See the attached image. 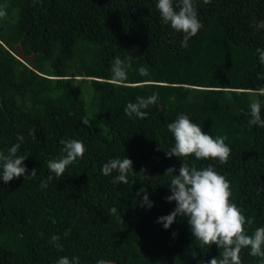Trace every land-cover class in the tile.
Listing matches in <instances>:
<instances>
[{
  "label": "trees",
  "instance_id": "trees-1",
  "mask_svg": "<svg viewBox=\"0 0 264 264\" xmlns=\"http://www.w3.org/2000/svg\"><path fill=\"white\" fill-rule=\"evenodd\" d=\"M156 3L0 0L7 12L0 18V151L20 134L18 154L29 155L28 175L36 169L35 177L0 180V264H57L64 256L80 264H209L220 249L201 247L187 218L169 229L157 222L177 206L165 199L171 177L164 174L175 167L178 175L185 159L230 182L231 201L253 219L246 234L264 227V127L249 123L253 102L264 118V96L256 94L264 88L257 53L264 0H193L203 28L186 47ZM116 57L127 71L123 83L112 79ZM140 67L149 75L140 76ZM65 93L67 104L59 101ZM153 94L159 99L144 109L147 118L125 114L128 103ZM181 114L213 138L227 137V163L167 156L175 144L167 125ZM61 139L82 141L86 151L56 178L47 162L63 154ZM126 156L134 172L127 184H114L117 173L103 175L102 165ZM145 187L151 209L136 196ZM249 253L242 249L241 264H260Z\"/></svg>",
  "mask_w": 264,
  "mask_h": 264
},
{
  "label": "clouds",
  "instance_id": "clouds-1",
  "mask_svg": "<svg viewBox=\"0 0 264 264\" xmlns=\"http://www.w3.org/2000/svg\"><path fill=\"white\" fill-rule=\"evenodd\" d=\"M211 0H204L205 4ZM156 8L160 18L165 24H170L171 28L177 32L184 33L181 46L186 47L190 38L195 36L202 28L203 24L198 19L197 9L193 0H178L174 5V0H157ZM7 16L6 11H0V18ZM264 28V21L259 26ZM259 60L264 65V49H257ZM140 76H148L147 68L138 69ZM112 79L117 83L127 80V71L123 61L116 57L112 65ZM264 79V77H261ZM256 94L264 96V88L256 90ZM158 94H153L147 98L138 97L136 103H128L125 107V114L129 117L145 119L148 113L144 111L150 105L158 102ZM250 125L264 127V118L261 116V105L253 102L250 105ZM85 126H90L87 116L82 118ZM168 130L173 134L175 144L166 152L169 158L175 156L179 160L181 157L187 158L195 156L196 159L219 160L221 164L228 162L231 155V148L225 143L226 136L213 138L202 128L193 123L187 115L181 114L176 120L167 125ZM36 130H30V135L35 138ZM24 136L17 134L18 143L10 147L7 153L0 151V180L8 183L14 179L24 176L25 179L35 177L36 169L31 170L28 175V168L25 160L28 154L19 155ZM64 146L62 155L47 162L48 169L56 178L63 177L66 169L78 158H83L86 148L82 141L76 139H61ZM176 175V168L170 167L164 175L170 176L168 183L171 195L165 199L168 202H176L175 209L166 216L158 218V223L163 224L165 229L171 228L177 217L187 218L190 230L201 247L217 245L220 249L219 258H212L209 264H241V251L250 248V255L260 257V264H264V227H258L251 235L246 234L245 225L253 223L252 218H246L241 209L231 201L232 192L230 182L219 174L211 165L198 169L194 165H189L185 160ZM143 171V170H141ZM101 172L105 176L113 172L117 175L113 179L114 184H127L129 173L133 171V161L127 156L123 159L113 158L102 165ZM53 179L49 175L46 180H42L41 187L47 188ZM143 194L142 206L151 209L154 202L149 199L147 189L141 188L136 196ZM115 211V210H113ZM176 235L175 233L173 234ZM51 242L62 250L58 236H52ZM197 255L193 253V257ZM57 264H80L78 257H60ZM97 264H106L104 260L97 261ZM110 264V262H108Z\"/></svg>",
  "mask_w": 264,
  "mask_h": 264
},
{
  "label": "rangeland",
  "instance_id": "rangeland-1",
  "mask_svg": "<svg viewBox=\"0 0 264 264\" xmlns=\"http://www.w3.org/2000/svg\"><path fill=\"white\" fill-rule=\"evenodd\" d=\"M64 83H65V84H68V81L65 80ZM65 91H66V90H65ZM59 101H60V102H63V103H66V104L69 103V101H70L69 95H68L67 93H65L63 96H61V97L59 98Z\"/></svg>",
  "mask_w": 264,
  "mask_h": 264
}]
</instances>
